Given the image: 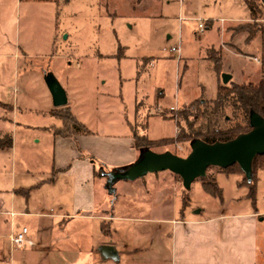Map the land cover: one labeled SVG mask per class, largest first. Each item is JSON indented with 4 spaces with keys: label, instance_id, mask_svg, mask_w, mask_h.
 <instances>
[{
    "label": "rangeland",
    "instance_id": "374dc122",
    "mask_svg": "<svg viewBox=\"0 0 264 264\" xmlns=\"http://www.w3.org/2000/svg\"><path fill=\"white\" fill-rule=\"evenodd\" d=\"M249 2L254 17L241 0H0V138L12 139L11 149H0V202H7L12 190L38 183L40 171L52 167L51 130L62 124L52 115L45 83L49 75L67 98L65 106L55 109L69 108L82 132L93 139L129 136L133 127L149 140L169 138L178 129L180 113L196 119L193 101L217 97L223 74L238 85L264 80V6L261 0ZM241 25L256 37L247 41V34L237 31ZM177 46L180 60L167 51ZM209 53L219 62L210 60ZM225 114L229 124H221L222 129L240 123L231 109ZM199 116L197 125L203 122ZM91 150L81 151L88 163L100 167L101 174L100 163L113 169L103 163L104 151L96 146ZM152 152L186 157L190 147L173 143ZM216 172L210 168L207 174ZM243 178L235 172L216 173L219 196L194 181L187 208L203 209L207 216L224 206L258 210L256 248L258 263L264 264V167L255 173L253 204ZM149 179L160 184L156 191L165 190L152 193L169 197L174 189L175 208L181 205L182 182L167 171L118 180L114 188L119 195L125 189L128 197L143 199ZM149 195L151 200L155 196ZM127 199L120 204L126 214L150 215ZM0 219V250L6 255L9 222Z\"/></svg>",
    "mask_w": 264,
    "mask_h": 264
},
{
    "label": "crops",
    "instance_id": "0c3cea01",
    "mask_svg": "<svg viewBox=\"0 0 264 264\" xmlns=\"http://www.w3.org/2000/svg\"><path fill=\"white\" fill-rule=\"evenodd\" d=\"M61 124L51 130L53 162L49 171L41 170L38 183L22 185L10 192L7 202H0V216L9 222L4 236L10 246L6 255L0 250V264H259L258 210L230 208V212L224 206L207 216L203 209L187 208L184 200L175 208L174 189L169 197L156 196L152 191L165 190L156 191L160 184L152 179L144 181L148 194L143 199L128 197L130 191L125 189L110 196L104 190L105 177L96 176L100 167L88 163L81 151L91 152L96 146L106 154L103 163L113 169L131 165L139 157L133 144L136 129L125 137L55 136L63 128ZM176 131L177 127L169 138H175ZM149 194H155L152 200ZM127 198L139 210H150V215L126 214L120 204ZM23 227L33 245L13 247L9 236Z\"/></svg>",
    "mask_w": 264,
    "mask_h": 264
},
{
    "label": "trees",
    "instance_id": "16d2710c",
    "mask_svg": "<svg viewBox=\"0 0 264 264\" xmlns=\"http://www.w3.org/2000/svg\"><path fill=\"white\" fill-rule=\"evenodd\" d=\"M44 1V0H42ZM243 1L251 12V17H254V6L249 0ZM241 25L237 31L239 33L244 32L247 34V41L255 38V34H252L250 30H245ZM210 60H214L215 63L219 62V57L214 54H208ZM217 57V58H216ZM193 111L196 112V119H191L192 116L186 113H180V122L178 123V134L175 138H163L158 140H149L145 135H138L135 130L133 135L134 147L140 150L152 151L155 147H166L173 143H188L194 140H200L202 142L212 144L215 142H226L235 138L236 136L246 133L250 130L249 119L252 113L258 114L264 119V80L258 81V83L248 84H234L229 82L227 85H220L217 89V97L212 101H206L202 98H198L190 105ZM227 109H231L234 116L239 119V122H235L234 125H230L225 129L220 126L221 124H229V119L225 113ZM52 115L60 119L63 122V128L54 133L55 136H69L71 134H83V126L78 124L74 117L71 115L68 108L54 109ZM199 115H202V123L196 124V120ZM140 128V127H139ZM147 125L143 123L141 129L144 131ZM12 139L9 136L0 138V149H11ZM256 166V164H258ZM264 167V156H256L252 161V176L251 181L248 182L244 174L238 167L233 165L226 169H220L217 167H209L206 171V176L199 178L196 181H200L206 192L213 196H219L220 190L218 189L215 176H209L207 174L210 168L218 169V172L223 174L239 173L243 175V183L248 187V198L254 203L255 197V173L259 168ZM236 168V170L234 169ZM174 175V174H172ZM96 176L104 177L100 171L96 173ZM175 177L179 178L177 175ZM181 181V179L179 178ZM190 191V190H189ZM189 191L183 188V200L186 204V198H188Z\"/></svg>",
    "mask_w": 264,
    "mask_h": 264
},
{
    "label": "water",
    "instance_id": "95a60500",
    "mask_svg": "<svg viewBox=\"0 0 264 264\" xmlns=\"http://www.w3.org/2000/svg\"><path fill=\"white\" fill-rule=\"evenodd\" d=\"M264 6V0H261ZM222 84L227 85L231 75L221 76ZM46 86L52 96L54 107L66 105V95L55 78H45ZM250 130L226 142L208 144L200 140L190 142V152L186 157H179L170 152L155 153L140 150L138 159L131 165L103 171L105 189L108 195L115 194L114 185L118 180L134 181L149 173L169 172L177 175L182 187L189 191L194 181L206 176L209 167L226 169L238 165L248 182L252 176V161L256 156H264V119L252 113L249 119Z\"/></svg>",
    "mask_w": 264,
    "mask_h": 264
},
{
    "label": "built area",
    "instance_id": "2783aa9c",
    "mask_svg": "<svg viewBox=\"0 0 264 264\" xmlns=\"http://www.w3.org/2000/svg\"><path fill=\"white\" fill-rule=\"evenodd\" d=\"M198 28L200 30H203V25L202 24H199L198 25ZM169 53L171 54H177L178 55V60H179V54H180V49H179V46L177 47H171L169 50H167ZM256 61V59H254ZM171 111H174L176 108H172L170 107L169 108ZM159 113H162L161 111H159ZM176 133L178 134V129L176 131ZM27 233H28V230L27 228L23 227L20 229V231L14 235H10L9 236V240H10V243L13 247H17V248H20L22 247V245L24 243H26L27 245L29 246H32L33 243L27 239Z\"/></svg>",
    "mask_w": 264,
    "mask_h": 264
}]
</instances>
